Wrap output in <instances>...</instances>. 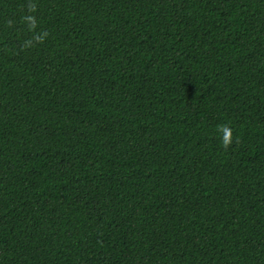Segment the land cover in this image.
I'll return each instance as SVG.
<instances>
[{
    "label": "trees",
    "instance_id": "16d2710c",
    "mask_svg": "<svg viewBox=\"0 0 264 264\" xmlns=\"http://www.w3.org/2000/svg\"><path fill=\"white\" fill-rule=\"evenodd\" d=\"M0 264H264V0H0Z\"/></svg>",
    "mask_w": 264,
    "mask_h": 264
}]
</instances>
